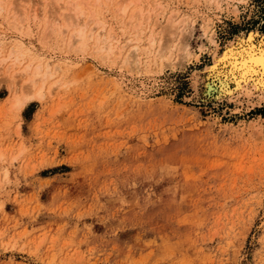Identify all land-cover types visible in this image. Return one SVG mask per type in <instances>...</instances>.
Instances as JSON below:
<instances>
[{
	"label": "rangeland",
	"instance_id": "374dc122",
	"mask_svg": "<svg viewBox=\"0 0 264 264\" xmlns=\"http://www.w3.org/2000/svg\"><path fill=\"white\" fill-rule=\"evenodd\" d=\"M3 1L0 62L23 56L0 68V264H264V103L223 93L201 32L220 53L263 34L264 0H74L121 57L80 48L68 0ZM134 38L146 65L123 62ZM27 64L53 74L31 93Z\"/></svg>",
	"mask_w": 264,
	"mask_h": 264
},
{
	"label": "bare ground",
	"instance_id": "6f19581e",
	"mask_svg": "<svg viewBox=\"0 0 264 264\" xmlns=\"http://www.w3.org/2000/svg\"><path fill=\"white\" fill-rule=\"evenodd\" d=\"M24 1V0H22ZM28 1V0H27ZM26 1V2H27ZM54 1L56 4L61 5V3L64 1V0H52ZM72 0H68L66 4H68L70 6V8L68 9V13H66L64 15V17H66L65 21H67V25H66V28L69 29L72 27V30L74 29V34H72V36L74 37L75 36V41L77 40V42H79V46L80 48L82 49L84 46H85V39H90V38H94L95 40V43L96 45L98 46V44L100 42L104 43V45L102 47H99L98 46V50L97 51H105L106 53V56H111L114 52H118L117 53V56L118 57H121V53L122 51L125 49L126 46H122V47H119V41L114 38L113 36H110V35H102L103 32L105 31L103 25L104 24H101L102 22L95 20V26L90 28L89 27V23L92 21L93 19V16L88 17L89 20L86 19V22H83L81 20L85 11L83 12V10L79 7V3H76L74 0L71 2ZM84 1V0H83ZM107 1V0H106ZM124 1V5L123 3L121 5H123L122 7H117L118 11H119V18L123 17L126 13H127V10L129 11L128 9V6L129 4H132L130 3L131 1L129 0H122ZM126 1V2H125ZM129 1V3H128ZM136 1V0H135ZM212 2V4H214L215 6H219V4L222 2V1H225L227 6H230L233 8V12L234 13H237V5L240 4L241 2H243L244 0H210ZM2 2H4L2 0ZM1 2V3H2ZM78 2V1H77ZM98 3L100 2L99 0H96L95 3ZM119 2V0H118ZM117 2V5H119ZM121 2V1H120ZM209 2V1H208ZM224 2V4H225ZM17 3H19L17 1ZM23 3V2H22ZM106 3V2H105ZM196 3V2H195ZM223 3V2H222ZM25 4V3H24ZM23 4V5H24ZM37 5V3H35ZM49 4V3H48ZM93 4V3H92ZM145 4V3H144ZM16 5V4H15ZM133 5V4H132ZM209 5V3H208ZM12 6V5H11ZM19 6V5H18ZM17 6V7H18ZM21 6V5H20ZM19 6V7H20ZM52 6H55L56 5H52ZM160 6V5H159ZM226 6V5H225ZM13 7V6H12ZM48 7V6H47ZM58 7V6H57ZM56 7V8H57ZM131 7V6H130ZM15 8V7H14ZM23 12L21 11L22 15L25 14V7H23ZM87 8V6H86ZM148 8V7H147ZM215 8V7H214ZM33 9V8H31ZM39 9V8H38ZM48 9V8H47ZM20 10V9H19ZM151 10V9H150ZM148 11V9L146 10ZM54 12V11H53ZM90 12V11H89ZM93 12V11H92ZM138 13V10L135 11ZM134 13H132V15L130 17H127V19H129V23H131L136 17H134V15H136ZM220 12V11H219ZM18 13V12H17ZM15 13V15L17 14ZM32 13H34L32 11ZM31 13V14H32ZM59 13V12H58ZM131 13V12H129ZM35 14V13H34ZM40 14V13H39ZM49 14V13H48ZM55 13H53L54 15ZM142 12L139 11L138 13V16H140L142 18ZM170 14V13H169ZM177 14V13H176ZM57 14H55L52 18H50V20H52V23L51 21L49 22L50 24L46 27L47 29L46 30H52L54 29V27L57 29V32H62L61 31V28L59 25V22H56V16ZM62 15V14H61ZM92 15V14H91ZM117 15V14H116ZM148 15V14H147ZM175 15V14H174ZM60 16V15H59ZM58 16V17H59ZM13 17V16H12ZM19 17V16H18ZM35 17V15H34ZM50 17V16H49ZM61 17V16H60ZM151 15L147 17V19L149 18L150 19ZM168 17V16H167ZM96 18V17H95ZM140 18V19H141ZM146 18V17H145ZM173 19V17H171ZM13 19V18H12ZM59 19V18H57ZM124 19V18H123ZM168 19V18H167ZM39 20V19H38ZM48 20V19H47ZM170 20V19H169ZM34 21V20H33ZM94 21V20H93ZM128 21V20H127ZM141 21V20H140ZM183 22V20H181ZM55 22V23H54ZM100 22V23H99ZM45 23V22H44ZM122 23V22H121ZM149 23V22H148ZM185 23V21H184ZM65 24V23H64ZM157 24V23H156ZM168 24V23H167ZM171 24V23H170ZM173 24V23H172ZM171 24V25H172ZM165 25V24H164ZM171 25H169L171 27ZM100 26V28H98ZM125 26V25H124ZM127 26V25H126ZM140 27L141 24L138 23L136 25V27ZM152 26V25H151ZM64 27V26H63ZM95 27L97 28L95 30ZM106 27V25H105ZM135 27V28H136ZM155 27V25L153 26ZM166 27V25H165ZM169 27V28H170ZM174 27V26H172ZM176 27V26H175ZM104 28V29H103ZM124 28V27H123ZM152 28V27H151ZM66 29V30H67ZM100 29V30H99ZM132 29V28H131ZM139 29V28H138ZM147 29V28H146ZM174 29V28H173ZM176 29V28H175ZM181 29V28H180ZM48 30V31H49ZM64 30V28H63ZM65 30V31H66ZM97 30H99L100 32H98ZM108 30V29H107ZM120 30V29H119ZM127 30V29H126ZM152 30V29H151ZM159 30V29H158ZM64 31V32H65ZM68 31V30H67ZM103 31V32H102ZM140 31V30H139ZM164 31V29H163ZM175 31V30H174ZM120 32V31H119ZM127 32V31H126ZM161 32V31H160ZM202 32V38H207V40L210 42L208 44H211L212 47L214 48L213 50V55H212V61H211V66L209 67V70L210 71H216V69H219L220 72L224 73L225 74V81L223 82L222 84V89L224 90L223 93H225L227 96H229V98H241L243 99L245 102L247 103H251V104H254V105H261L262 103H264V33L261 34L260 32L258 31H252L251 33H249L248 35H243L240 33V35L237 36V38H235L233 41H230L228 42V44L225 46L224 50L220 53L219 52V44H217V41L215 40L214 38V34H210L209 36H207L208 34V31L206 29H203L201 30ZM73 33V31H72ZM102 33V34H101ZM122 33V32H121ZM120 33V34H121ZM172 33V32H170ZM50 34V33H49ZM58 34V33H57ZM64 35V33H62ZM140 35V33H137ZM154 34V33H153ZM188 34V33H187ZM66 35V34H65ZM114 35V33H113ZM138 35V36H139ZM174 35V33H173ZM181 35V34H180ZM179 35V36H180ZM71 36V38H72ZM103 36V38H102ZM137 36V37H138ZM153 36V35H152ZM151 36V37H152ZM185 36V35H184ZM70 37V36H69ZM116 37V36H115ZM183 37V36H182ZM50 38V37H49ZM101 38H102V41H101ZM160 38V37H159ZM180 38V37H179ZM73 39V38H72ZM115 39V42H113ZM151 39V38H150ZM186 39V38H185ZM71 39H69L70 41ZM74 40V39H73ZM162 40V39H160ZM74 41V42H75ZM153 41V40H152ZM68 42V41H67ZM72 42V43H74ZM94 42V41H93ZM131 42H134L132 44V49L129 48L128 51H130L129 55L126 56L125 60L123 58V62L124 64H134V66L137 64V66H141L143 64L142 62V56L144 55V52L142 51H145L143 50V47L142 49L140 48L139 44H138V41L136 39L135 41V38L134 40H131L129 41V43ZM163 42V41H162ZM69 43V42H68ZM71 43V42H70ZM180 43V42H179ZM68 45V44H67ZM71 45V44H70ZM180 45V44H179ZM78 46V45H77ZM78 46V47H79ZM93 46V45H92ZM101 46V45H100ZM121 46V45H120ZM129 46V45H128ZM68 47H70L68 45ZM72 47H73V44H72ZM77 47V48H78ZM151 47V46H150ZM160 47V46H159ZM188 44L187 43H183L182 44V47L179 49L180 52H182V57L183 55H186L188 54ZM96 48V46H95ZM169 48V47H168ZM167 48V49H168ZM11 49V48H10ZM19 49V48H18ZM79 49V48H78ZM145 49V48H144ZM162 49V48H161ZM172 49V48H171ZM21 50V49H20ZM73 50V49H72ZM77 51V50H76ZM82 51V50H81ZM96 51V50H95ZM159 51V50H158ZM163 51V50H162ZM161 51V52H162ZM167 51V50H164L163 51V54L164 52ZM178 51V50H177ZM93 52V51H92ZM160 52V51H159ZM169 52V51H168ZM179 52V53H180ZM199 52V51H198ZM127 53V51H126ZM158 53V52H157ZM171 53V52H170ZM115 54V53H114ZM8 58L7 59H4L0 62V68L3 66L4 62L7 61V60H10V59H13V63H15L16 61H18V59H20L19 57L23 56L22 54H20V52L17 50H14L12 49V51H10V53L8 54ZM172 55V54H171ZM178 55V54H177ZM105 56V55H104ZM105 56V57H106ZM145 56V55H144ZM160 56V53L159 55ZM163 56V55H162ZM100 57V56H98ZM103 57V56H102ZM123 57V56H122ZM112 58V57H111ZM115 58V57H114ZM104 59V58H103ZM183 59V58H182ZM114 59L112 58L111 61H113ZM114 62V61H113ZM149 62V61H147ZM160 62V61H159ZM2 63V64H1ZM181 63V62H180ZM46 64V63H45ZM122 64V63H121ZM120 64V66H121ZM144 64L146 65V61L144 62ZM143 64V65H144ZM151 64V63H150ZM170 64V63H169ZM40 65V64H39ZM154 65V64H153ZM172 65V64H171ZM46 66V71L44 73H41V69H40V66H38L37 64V67L33 69V71L31 72V64H27L24 71L25 73L27 74V76L30 78V80L28 81L29 83V87H28V91L29 93H31L32 89L35 86V84H37V80H41L42 79H45L49 77H52L53 74H51V71H50V65L47 64L45 65ZM126 66V65H125ZM42 67V65H41ZM55 67V66H54ZM132 67V65L130 66ZM145 67V66H144ZM148 67V66H146ZM208 67V66H207ZM206 67V68H207ZM133 68V67H132ZM208 69V68H207ZM206 69V70H207ZM53 70H57L56 69H53ZM59 70V69H58ZM205 70V69H204ZM205 70V71H206ZM208 70V71H209ZM43 72V71H42ZM222 73V74H223ZM23 75V74H22ZM21 75V76H22ZM204 75V73H203ZM197 76V75H196ZM194 76V77H196ZM208 76V74H207ZM27 77V78H28ZM28 78V79H29ZM46 80V79H45ZM43 81V80H42ZM198 81V79L196 80ZM202 81V80H201ZM220 81V80H219ZM223 81V80H222ZM228 82H232L233 86H234V89L233 90H230L229 89V83ZM221 83V82H220ZM43 84V82H42ZM194 84H196V82L194 81ZM197 85V84H196ZM41 87L39 89H37L36 91V95L38 98L42 99L43 98V89H44V85H40ZM195 86V85H194ZM206 86V85H205ZM27 88V87H26ZM195 88V87H194ZM210 88V87H209ZM31 89V90H29ZM25 90L23 96V101L19 103V106L22 108L24 104L27 103V100L29 99V97H27V93L28 91ZM34 90V89H33ZM222 91V90H221ZM35 92V91H34ZM218 95V94H217ZM31 96V95H30ZM33 99V98H32ZM28 104V103H27ZM17 105H18V102H17ZM241 105V104H240ZM26 106V105H25ZM24 108V107H23Z\"/></svg>",
	"mask_w": 264,
	"mask_h": 264
},
{
	"label": "trees",
	"instance_id": "16d2710c",
	"mask_svg": "<svg viewBox=\"0 0 264 264\" xmlns=\"http://www.w3.org/2000/svg\"><path fill=\"white\" fill-rule=\"evenodd\" d=\"M263 33H264V30H263Z\"/></svg>",
	"mask_w": 264,
	"mask_h": 264
}]
</instances>
